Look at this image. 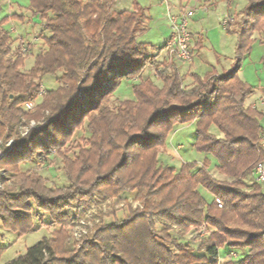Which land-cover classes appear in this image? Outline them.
Listing matches in <instances>:
<instances>
[{
  "label": "trees",
  "instance_id": "1",
  "mask_svg": "<svg viewBox=\"0 0 264 264\" xmlns=\"http://www.w3.org/2000/svg\"><path fill=\"white\" fill-rule=\"evenodd\" d=\"M115 1L30 0L42 34L48 35L27 72L22 67L29 49L26 54L21 47L13 50V40L0 22V138L16 139L12 150L0 157V169L6 173L0 223L19 236L30 233L31 202L45 209L54 223H67L63 203L83 201L94 192L103 200L133 194L142 209L129 204L126 219L101 225L93 240L77 249L65 251L70 236L57 231L5 264H215L218 246L227 241L247 250L236 264H264V183L251 176L264 160V113L245 105L253 89L238 76L252 49L256 24L264 17V0H245L242 14L249 29L233 32L225 25L236 37L228 72H209L203 78L194 73V86L185 91L184 76L170 66V73L157 75L160 85L139 79L132 83L134 99L110 108L108 99L122 80L139 77L150 59L147 43L139 40L147 30L145 8L134 3L131 11L114 10ZM47 75L55 77L57 86L40 94ZM38 98L26 112L24 104ZM22 119H44L45 124L19 138ZM190 122L196 133L192 146L204 161L187 162L179 169L162 165L159 148L166 146L176 125ZM83 126L90 135L86 146L74 157L59 152ZM53 151H58L67 182L55 191L38 173L20 169L21 163L47 158ZM207 156L217 161L214 174ZM203 223L214 229L203 254L170 237L172 225L183 235ZM169 243L177 246L178 255ZM4 250L0 247V259Z\"/></svg>",
  "mask_w": 264,
  "mask_h": 264
},
{
  "label": "rangeland",
  "instance_id": "2",
  "mask_svg": "<svg viewBox=\"0 0 264 264\" xmlns=\"http://www.w3.org/2000/svg\"><path fill=\"white\" fill-rule=\"evenodd\" d=\"M140 6L147 8L148 19L146 21L147 30L140 36L142 42L147 43L146 53L149 56L147 65L140 72L139 77H134L132 80H122L121 84L116 88L114 94L110 99H108L107 105L112 108L117 105L120 100H133L134 94L132 91V83H139V79H144L149 77L155 84L160 85L161 81L158 79L157 75L160 72L170 73V66L176 65V61L171 58L164 50L163 45L169 38L171 30L169 21L167 18V9L170 6L172 12H178L180 8H186L188 10L195 11V17L189 21V28L193 33H199L202 35L205 44L204 48L201 50V46L198 43H194L195 39H191V47L193 51L192 64H185L180 74L184 76L183 90L189 91L194 86V81L191 75L195 71L202 78L205 74L201 73L203 71L207 62H213L215 57L218 55L231 57L234 55V47L236 43V37L233 34L226 32L223 26V20L227 19L230 24V30L233 32H242L244 29H249L246 24L247 18L242 14V8L246 5L245 0H232L231 5L228 7L227 0H135ZM21 7V14L24 16V20L14 21L8 24V32L11 39L13 40L12 49L16 50L18 47H27L30 54L24 55V66L22 71L27 72L34 63V56L41 50L44 49V36L48 33L42 34V23L38 16L33 15L30 10L29 4L30 0H17ZM126 7L124 4L120 5L114 2V10H124L120 7ZM16 8V7H14ZM129 9V11H131ZM31 11V12H30ZM255 32L252 37L257 36L264 29V17L260 18L255 27ZM201 50V51H200ZM200 54L194 57V53ZM264 54V45L261 44L260 40H256L252 44V49L250 54L245 61V66H247V72L252 81V85H264V73L257 74L256 69H258L257 64L260 58ZM185 71V73H184ZM212 73L219 75L217 71H211ZM209 73V72H208ZM196 74V73H195ZM55 77L52 75H47L43 78L42 84L40 85V94L44 93L46 89H52L56 87ZM41 98L35 100L39 102ZM173 105H178L176 102H172ZM179 106V105H178ZM86 124V121L84 122ZM85 126V125H84ZM78 128L72 137L66 142L63 148H59V152L65 153L70 157H74L78 153L79 147H85L87 140L89 138V133L85 128ZM176 129V127H175ZM192 130V126L186 128L183 132L188 133ZM4 139V138H3ZM182 139V138H181ZM184 146L177 145L173 143L172 154H169V163L174 165L176 169H179L181 165L187 162H195L197 165H201L204 161V155L195 150H192V140L183 136L180 141ZM167 143V142H166ZM165 147L159 148V161L162 165H165L164 156H166ZM172 155V156H171ZM173 156L175 158H173ZM209 161V169L211 173L214 174V168L217 161L207 156ZM163 163H162V162ZM21 171H34L46 179V185L53 191L61 189L67 185L65 176L62 171L61 158L58 155V151H53L47 158L45 156H38L33 163H21ZM6 177V173H5ZM4 178V177H3ZM10 185V182H7ZM248 192L250 189L245 187ZM204 191V190H201ZM127 198L119 199V202L125 203L124 207L119 208L117 205L118 197L108 198L111 203L110 209L106 211V216L102 217V226L113 224L116 221L124 220L129 216V202L135 199L133 195H127ZM122 195V196H123ZM206 198L208 195H204ZM107 199V198H106ZM103 198L97 193L90 194L83 201H72L70 203L64 202L62 213H64L67 223L56 224L53 222L49 214L40 207L39 204L31 202V207L29 210L30 215L33 218V230L23 236H19L15 233L7 231L2 228L0 223V247L5 248L1 255L0 264H5L6 262L25 254L27 248L39 242L43 237H51L54 232L63 231L65 235L70 236V241L65 243V251H70L72 249L79 248L82 243L74 241L71 236L70 221L71 215L77 214L78 210L84 206H89L90 204L95 205V208L102 206ZM105 200V198H104ZM116 200V202H115ZM114 202V203H113ZM132 209H142L140 201H136L132 206ZM135 207V208H134ZM98 226L99 229L102 226ZM160 230V228H159ZM177 228L172 225V231H169L171 238H176L178 242L182 244L189 245L191 249L198 250L200 254L205 253L206 243L209 241L210 235L213 233L214 229L205 223L199 226H191L183 235L176 234ZM160 232V231H159ZM166 240V239H165ZM169 248L174 255H178V249L175 244L169 243ZM218 258L220 261L214 260L215 264H226L228 262L238 263L241 258H244L247 254L246 248L242 246H232V244L227 241L222 245L218 246ZM234 253L235 255L231 256ZM213 259V258H212Z\"/></svg>",
  "mask_w": 264,
  "mask_h": 264
},
{
  "label": "built area",
  "instance_id": "3",
  "mask_svg": "<svg viewBox=\"0 0 264 264\" xmlns=\"http://www.w3.org/2000/svg\"><path fill=\"white\" fill-rule=\"evenodd\" d=\"M167 9V18L170 25V36L163 45V50L175 61L180 63H190L193 58V51L191 47V33L189 30V21L195 17L194 10H188L186 8H180L178 12H172L170 6ZM228 20H223V26L227 24ZM20 52L22 54L27 53V47L21 46ZM264 105V99L261 101ZM35 106V101H29L24 104V109L26 112L32 111ZM255 107V106H253ZM256 108V107H255ZM45 124V120H21L18 126L19 138L26 137L32 130H37ZM264 139V135L262 137ZM16 143L14 137L7 139L0 138V157L4 156L6 153L12 150ZM255 182L264 183V162L257 164L255 169L251 172ZM5 177V171L0 169V188H2V179ZM127 198L123 195L119 199ZM109 199L102 200L100 203L102 206L95 208V205L90 204L88 207L84 206L78 210L77 214L71 215L70 228L71 236L74 241L82 243L84 241L93 240L97 227L102 224V217L106 216V211L110 209ZM214 201L217 203L218 207L222 208L223 204L219 198L214 197ZM116 202V200H115ZM136 200H131L129 204L132 206ZM114 203V202H113ZM118 207H124L125 203L122 201L117 203ZM135 208V207H134ZM235 255L234 253L231 256ZM214 260L220 261L218 254L213 257Z\"/></svg>",
  "mask_w": 264,
  "mask_h": 264
},
{
  "label": "crops",
  "instance_id": "4",
  "mask_svg": "<svg viewBox=\"0 0 264 264\" xmlns=\"http://www.w3.org/2000/svg\"><path fill=\"white\" fill-rule=\"evenodd\" d=\"M115 2H117V4H120V5L121 4L122 5L124 4V6L126 5V7H122V6L120 7L119 6L120 9L124 8V10H129V9L133 8V4L137 3L135 0H116ZM14 7H16V8H14ZM21 10L22 9H21L20 5L18 4L17 0H0V22L2 23V26L6 30H8V27H7L8 24H10L16 20L24 23L23 22L24 16H23V14H21ZM145 14L148 17L147 8H145ZM37 16L39 17V15H37ZM189 30H190V28H189ZM190 33H191L192 39H195L194 43L195 42L198 43L201 46L200 49L202 50L204 48V44H205V41H204L202 35H200L199 33H193L192 30H190ZM253 39H254V41L260 40L261 44L264 45V30L261 31L257 36H254ZM139 40H140V37H139ZM199 54H200V52L198 54L194 53V57H197ZM249 54H250V52L244 57L243 62H242V66H241L240 70L238 71L239 78H241L244 82L251 85V87L253 89V94L248 99H246L245 105L246 106L247 105L255 106L258 110H261L264 113V105H262V103H261V101L264 99V85L255 86V85L251 84L252 81L250 80L251 78L247 72V66H245V61L247 60V57L249 56ZM233 61H234V55L231 57L218 55L215 57V60L213 62H207L205 68L203 70H201V71H203L201 73L206 74V73L211 72V71H217L219 74H222V73L228 72L233 66ZM192 63H193V61H191L188 64H192ZM175 64H176L175 66L177 67V69L180 71V70H182L184 65L187 63H180V62L176 61ZM257 67H258V69H256L257 74L264 73V54H262L260 61L257 64ZM191 72L200 75V73H197L195 71L191 70ZM184 73H185V71H184ZM145 79H150V78L146 77L142 80H145ZM260 123H261V126H262L263 131H264V115H263L262 119L260 120ZM191 126H192L191 131H189L188 133L183 132L184 130H186V128H189ZM183 136L192 140L191 145H193V142L195 141V138H196L194 123L190 122V123H185V124H178V125H176V129L174 128L173 131L170 133V135L167 139L166 146L164 148V150L166 151V153H165L166 156H164V159H163V160H165V163H164L165 165H170V166L175 167L174 165L169 163L168 155L169 154L174 155L172 153V148H173L172 144L173 143H176V146L177 145L184 146L180 142L183 139ZM261 145L264 148V139L261 140ZM192 150H194L193 146H192ZM173 158H175V157L173 156ZM263 162H264V160H263ZM201 190H204V189L202 188ZM201 190H200V192L203 195H205V194L208 195L207 199H209V200L212 199L211 194H209L206 190H204V191H201ZM128 195H130V194H128Z\"/></svg>",
  "mask_w": 264,
  "mask_h": 264
}]
</instances>
